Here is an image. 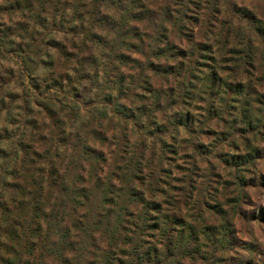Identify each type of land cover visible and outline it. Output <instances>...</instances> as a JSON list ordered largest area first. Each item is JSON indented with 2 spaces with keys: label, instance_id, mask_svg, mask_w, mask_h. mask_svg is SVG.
Listing matches in <instances>:
<instances>
[{
  "label": "trees",
  "instance_id": "obj_1",
  "mask_svg": "<svg viewBox=\"0 0 264 264\" xmlns=\"http://www.w3.org/2000/svg\"><path fill=\"white\" fill-rule=\"evenodd\" d=\"M251 2L0 0V264L244 263L248 195L184 157L224 122L259 158Z\"/></svg>",
  "mask_w": 264,
  "mask_h": 264
},
{
  "label": "rangeland",
  "instance_id": "obj_2",
  "mask_svg": "<svg viewBox=\"0 0 264 264\" xmlns=\"http://www.w3.org/2000/svg\"><path fill=\"white\" fill-rule=\"evenodd\" d=\"M251 3V5L248 3L247 5L251 6L257 15H262L261 19H263L264 2L253 0ZM225 58L226 56L223 57V60ZM256 79H258L257 76L253 80ZM220 127L221 130L218 128L215 133L210 135L202 134L199 142L203 145V149L201 147L199 152L188 150L184 161L188 164L193 161V158L196 161L199 160V164L197 163L199 172L196 179L193 178L198 184L207 177L208 169L216 170V173L213 171L212 179L205 178L210 180L208 187H212L211 194L204 192L205 198L208 199L213 195L221 196L225 191L224 188L234 191L242 189L244 194L248 195L245 202L241 204L246 220H241L237 227L241 232L238 236V244L242 248L239 250V255L244 261L243 264H264V132L259 137L262 141L259 144L261 145L259 158L252 167L244 165L243 162L237 165V159L234 156L239 155L243 159L242 157L247 155L244 151L243 140L236 132L232 133V130H229L228 124L223 122ZM221 132L224 134L222 137ZM217 154H221V158H215L214 156ZM177 165L184 166L181 161H177ZM256 165L257 168L254 169ZM241 179L244 181L243 184L240 182ZM214 190L216 192H213Z\"/></svg>",
  "mask_w": 264,
  "mask_h": 264
}]
</instances>
